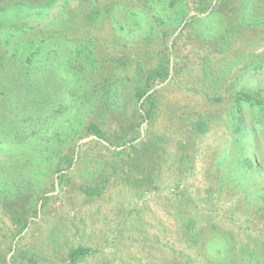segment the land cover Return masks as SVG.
Instances as JSON below:
<instances>
[{"label":"rangeland","instance_id":"1","mask_svg":"<svg viewBox=\"0 0 264 264\" xmlns=\"http://www.w3.org/2000/svg\"><path fill=\"white\" fill-rule=\"evenodd\" d=\"M259 243L264 0H0V264H259Z\"/></svg>","mask_w":264,"mask_h":264},{"label":"trees","instance_id":"2","mask_svg":"<svg viewBox=\"0 0 264 264\" xmlns=\"http://www.w3.org/2000/svg\"><path fill=\"white\" fill-rule=\"evenodd\" d=\"M166 76L168 77V73H165V72H161V71H157L156 74H155V77H160V78H166ZM149 79H151L153 77V74L149 75L148 76ZM146 96V93H142L141 95H139V100L142 101V98H144ZM252 99L247 96L246 94H242L241 97H240V101H251ZM145 117H147V114L144 115ZM90 130L92 131L93 134L95 135H99V131L97 130L96 126L95 125H91L89 126ZM257 241V240H256ZM262 242V239L260 240ZM228 242H225V251L227 250V258L229 257L230 255V249L228 248ZM244 247V246H242ZM259 247L260 248V251L262 253H264V243H259L258 245L255 244L253 245L252 247H248L247 250L251 253H255V248ZM214 250L216 252H218V250H221V248L219 246H217L216 248H214ZM85 254H87L86 250H84L83 248H76L74 250H71L67 256V260L65 263H62V264H77V262L79 261V259L81 257H83ZM264 256V255H263ZM264 261L262 262H259V264H263Z\"/></svg>","mask_w":264,"mask_h":264}]
</instances>
